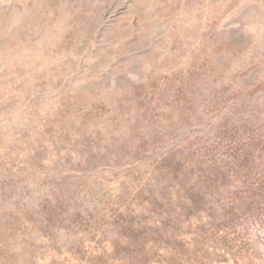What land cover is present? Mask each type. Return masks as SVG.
<instances>
[{"label":"rangeland","instance_id":"obj_1","mask_svg":"<svg viewBox=\"0 0 264 264\" xmlns=\"http://www.w3.org/2000/svg\"><path fill=\"white\" fill-rule=\"evenodd\" d=\"M0 264H264V0H0Z\"/></svg>","mask_w":264,"mask_h":264}]
</instances>
